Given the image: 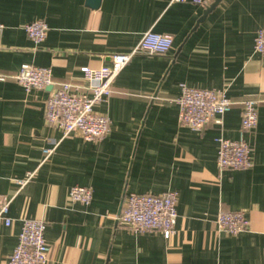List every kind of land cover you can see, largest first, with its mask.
Wrapping results in <instances>:
<instances>
[{
	"label": "crops",
	"instance_id": "0c3cea01",
	"mask_svg": "<svg viewBox=\"0 0 264 264\" xmlns=\"http://www.w3.org/2000/svg\"><path fill=\"white\" fill-rule=\"evenodd\" d=\"M43 19L35 44L23 25ZM0 194L11 197L9 226L0 224V264L25 218L44 220L47 264H264V54L254 51L264 0H0ZM172 36L165 54H137L115 77L94 111L106 115L105 137L85 141L45 122V101L59 82L84 88L79 68L110 63L142 34ZM22 63L51 69L53 85L25 90L13 75ZM224 89L231 108L201 133L183 127L179 85ZM257 102V126L246 134L250 165L217 164L218 136L239 138L243 101ZM54 147L43 161L42 149ZM34 177L24 184L27 172ZM73 185L92 189L74 202ZM177 193L174 233H136L118 216L129 193ZM244 212L249 228L232 235L220 211Z\"/></svg>",
	"mask_w": 264,
	"mask_h": 264
},
{
	"label": "built area",
	"instance_id": "2783aa9c",
	"mask_svg": "<svg viewBox=\"0 0 264 264\" xmlns=\"http://www.w3.org/2000/svg\"><path fill=\"white\" fill-rule=\"evenodd\" d=\"M190 2L205 6L211 0H172ZM4 24L0 21V33ZM23 29L27 37L38 44L47 35V24L43 19L25 23ZM170 34L146 31L139 42L127 52L114 53L110 63L99 67L81 66L79 71L87 91H81L79 85L59 82L50 91L45 101V122L58 129L62 138L79 133L85 141L96 142L107 135L110 120L106 115L94 111L95 104L107 99L117 74L137 54H165L172 45ZM254 51L264 54V24L257 30L254 39ZM51 69L30 63H22L13 75L15 81L25 90L44 89L53 85ZM0 75V80H4ZM180 93L176 102L180 107L179 122L183 127L201 133L211 122L221 124L222 115L232 106L233 101L224 89L196 88L184 83L179 85ZM257 102L253 99L243 101L239 138L235 140L218 136L215 138L217 164L221 168L239 169L250 165L251 147L245 135L257 126ZM54 147L42 149L44 160L53 152ZM34 171L27 172L24 184L34 177ZM72 201L89 204L92 189L87 186L73 185L69 189ZM11 197L0 194V224L9 226ZM177 193L172 190L162 194L129 193L125 196L118 219L121 224L136 233L158 230L165 239L174 233L177 219ZM217 226L221 231L236 235L249 228V220L241 210L220 211ZM47 224L44 220L25 218L22 221L17 244L4 264H47L50 246L45 240Z\"/></svg>",
	"mask_w": 264,
	"mask_h": 264
},
{
	"label": "water",
	"instance_id": "95a60500",
	"mask_svg": "<svg viewBox=\"0 0 264 264\" xmlns=\"http://www.w3.org/2000/svg\"><path fill=\"white\" fill-rule=\"evenodd\" d=\"M99 0H90V4L92 6H96L98 4Z\"/></svg>",
	"mask_w": 264,
	"mask_h": 264
}]
</instances>
